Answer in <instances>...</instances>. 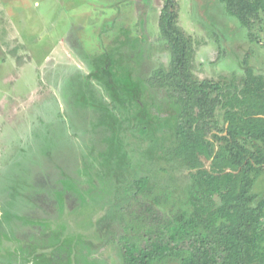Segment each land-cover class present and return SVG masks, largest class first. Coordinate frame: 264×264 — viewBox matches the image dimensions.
I'll list each match as a JSON object with an SVG mask.
<instances>
[{
    "label": "rangeland",
    "instance_id": "374dc122",
    "mask_svg": "<svg viewBox=\"0 0 264 264\" xmlns=\"http://www.w3.org/2000/svg\"><path fill=\"white\" fill-rule=\"evenodd\" d=\"M165 1L0 0V201L11 202L4 181L13 175L24 183L14 201L17 206L8 205L20 218L13 221L5 215L1 227L6 240L0 264H122V215L94 214V205L79 207L77 186L90 189L89 169L102 180L140 171L144 165L162 174L161 150L173 145L178 109L165 90L146 79L170 62L159 30ZM177 1L179 25L192 37V71L198 78L226 81L241 76L245 61L264 75V12L261 22L249 29L222 0ZM107 52L114 57L116 81L140 84L139 102L127 91L131 102L122 103L116 97L123 93L115 95L95 79L85 91L78 87L84 81L80 77L92 72L89 60ZM74 93L86 98L84 104L75 103ZM136 101L150 120L145 134L137 131L143 127L138 118L126 130L118 125L120 114L137 116ZM111 153L115 157L107 163ZM168 163V174L175 177L179 168ZM106 188L95 196L96 203L113 198L114 186L106 183ZM255 191H264V175ZM78 210L80 218L85 215L82 233H66L70 226L76 228ZM46 212L54 215L56 225L35 220ZM93 217L100 218L88 225ZM53 230L62 235L52 237ZM35 246L44 251L36 255ZM15 249L20 255L3 254Z\"/></svg>",
    "mask_w": 264,
    "mask_h": 264
},
{
    "label": "trees",
    "instance_id": "16d2710c",
    "mask_svg": "<svg viewBox=\"0 0 264 264\" xmlns=\"http://www.w3.org/2000/svg\"><path fill=\"white\" fill-rule=\"evenodd\" d=\"M222 1L247 28L261 22L264 0ZM179 8L177 0L164 2L159 30L169 48L170 62L156 68L146 79L148 85L165 90L178 109L173 145L161 150L162 174L144 165L140 171L128 175L122 171L116 177L102 176V180L101 175L89 169V193L77 186L79 207L94 205V214L115 211L122 215L123 231L118 240L122 264H169L177 260L178 264H264V191H255L264 175V75L245 61L241 76L233 75L226 81L198 78L192 71V37L179 25ZM113 60L109 52L93 56L89 60L92 72L80 77L84 81H78V87L85 91L90 80L95 79L111 93H123L122 98L114 96L122 103L131 102L125 96L127 91L131 99L139 102L140 84L116 81ZM85 100L82 95L75 96V103L84 104ZM141 104L136 117L119 115L121 130L138 118L143 122V127H136L139 134L148 131L150 120L142 113L145 108ZM114 157L111 153L107 163ZM147 158L153 156L149 154ZM169 161L171 168H179L175 177L168 174ZM132 164L127 161V165ZM106 183L114 186L113 198L96 203L97 195L106 192ZM21 185L24 183L13 175L4 181L3 188L11 192V202L0 201V248L6 240L1 228L5 215L13 221L14 217L20 218L8 205L17 206L14 201L20 196ZM79 212L74 214L76 228L72 225L66 233H82L85 215H81L83 220ZM45 215L35 220L55 224L54 215ZM99 218L93 217L88 225ZM52 232V237H60L61 231ZM43 251L41 246H35L36 255Z\"/></svg>",
    "mask_w": 264,
    "mask_h": 264
},
{
    "label": "crops",
    "instance_id": "0c3cea01",
    "mask_svg": "<svg viewBox=\"0 0 264 264\" xmlns=\"http://www.w3.org/2000/svg\"><path fill=\"white\" fill-rule=\"evenodd\" d=\"M0 9H1V8H0ZM2 9H4V8H2ZM1 12H2V11H0V13H1ZM6 12H7V10H5V13H6ZM2 252H3V251H2ZM10 252H11V253L13 252V253L11 254ZM3 254H4V255H8V256H12V255H20V254H17L16 249H15L14 251H13V250H9V251H7V252H3Z\"/></svg>",
    "mask_w": 264,
    "mask_h": 264
}]
</instances>
